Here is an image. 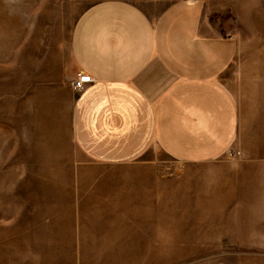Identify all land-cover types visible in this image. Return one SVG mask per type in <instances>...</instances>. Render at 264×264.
<instances>
[{
  "label": "rangeland",
  "instance_id": "374dc122",
  "mask_svg": "<svg viewBox=\"0 0 264 264\" xmlns=\"http://www.w3.org/2000/svg\"><path fill=\"white\" fill-rule=\"evenodd\" d=\"M95 1L0 0V264H264V0H198L213 32L235 44L221 75L239 117L229 151L186 165L151 148L114 170L77 150L62 77L73 23ZM77 168L115 174L93 181L154 169L163 223L121 237L78 223ZM223 178L213 195L229 193L228 205L194 207L214 202L201 182Z\"/></svg>",
  "mask_w": 264,
  "mask_h": 264
},
{
  "label": "crops",
  "instance_id": "0c3cea01",
  "mask_svg": "<svg viewBox=\"0 0 264 264\" xmlns=\"http://www.w3.org/2000/svg\"><path fill=\"white\" fill-rule=\"evenodd\" d=\"M68 46L62 77L71 88L79 72L92 80L80 92L72 89L68 118L87 161L120 169L154 148L177 163L205 164L237 139L236 99L221 80L235 44L213 32L198 0H97L74 21ZM127 171L93 181L90 176L115 174L77 168L83 176L76 183L78 223L119 237L132 224L163 223L156 171ZM228 184V178L202 181L214 202L194 207L227 206L229 193L213 194Z\"/></svg>",
  "mask_w": 264,
  "mask_h": 264
},
{
  "label": "built area",
  "instance_id": "2783aa9c",
  "mask_svg": "<svg viewBox=\"0 0 264 264\" xmlns=\"http://www.w3.org/2000/svg\"><path fill=\"white\" fill-rule=\"evenodd\" d=\"M91 78L83 73H77L72 81V89L75 92L82 91L87 84L91 82Z\"/></svg>",
  "mask_w": 264,
  "mask_h": 264
},
{
  "label": "bare ground",
  "instance_id": "6f19581e",
  "mask_svg": "<svg viewBox=\"0 0 264 264\" xmlns=\"http://www.w3.org/2000/svg\"><path fill=\"white\" fill-rule=\"evenodd\" d=\"M167 240V239H166Z\"/></svg>",
  "mask_w": 264,
  "mask_h": 264
}]
</instances>
